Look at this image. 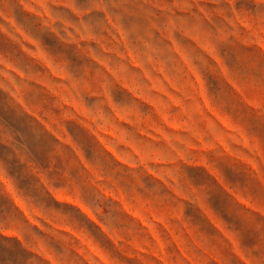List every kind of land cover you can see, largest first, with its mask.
Returning <instances> with one entry per match:
<instances>
[{"label":"clouds","instance_id":"9594fccd","mask_svg":"<svg viewBox=\"0 0 264 264\" xmlns=\"http://www.w3.org/2000/svg\"><path fill=\"white\" fill-rule=\"evenodd\" d=\"M53 191L142 264H264V0H0V264H99Z\"/></svg>","mask_w":264,"mask_h":264},{"label":"rangeland","instance_id":"374dc122","mask_svg":"<svg viewBox=\"0 0 264 264\" xmlns=\"http://www.w3.org/2000/svg\"><path fill=\"white\" fill-rule=\"evenodd\" d=\"M170 88L174 91L172 85H168V87H165L164 83H160V85L155 88V91L162 97L175 99V97L172 95V91L169 90ZM205 103L207 104L206 100ZM94 135L99 145H101L103 149L110 155L115 156V153L111 150L110 145L103 139V137L96 133H94ZM52 195L58 202L65 203L71 208L78 209L84 215V217H86L87 220H90L99 229V232L95 234V239L102 247H97L91 239L86 238L85 235H83L81 232L75 231L68 224H57L53 226L59 232L66 233L67 235L72 237L73 241L77 242L80 245V248L77 249L78 252L83 254V249H87V252L91 253V255L95 257L97 261H99V264H109L108 257L105 255V251L110 252L113 257L122 259L124 261H131L132 264H142V261L138 260L135 256L125 255L123 251H120L116 248L115 244L111 240V237L105 234L103 225H101L95 219V217L92 216L88 209H86L78 199H74L72 196L65 195L63 192L57 191H53ZM106 195L110 194L106 193ZM112 198L115 199L116 197L113 195ZM246 203L247 202H245V204ZM122 206L129 213V215L137 217V213L130 209L127 204H123ZM208 215L211 218V213H208ZM138 218L143 223V217ZM135 251L139 252L141 255H146L142 249H136ZM85 264H87V260H85Z\"/></svg>","mask_w":264,"mask_h":264}]
</instances>
